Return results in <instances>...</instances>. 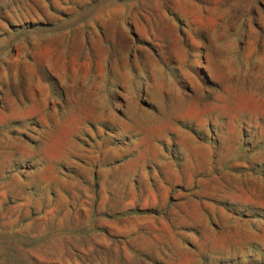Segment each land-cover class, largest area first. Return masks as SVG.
I'll use <instances>...</instances> for the list:
<instances>
[{
  "label": "rangeland",
  "instance_id": "1",
  "mask_svg": "<svg viewBox=\"0 0 264 264\" xmlns=\"http://www.w3.org/2000/svg\"><path fill=\"white\" fill-rule=\"evenodd\" d=\"M0 264H264V0H0Z\"/></svg>",
  "mask_w": 264,
  "mask_h": 264
}]
</instances>
